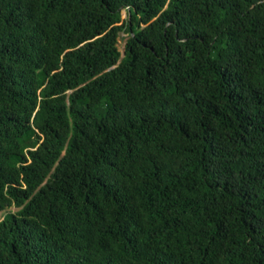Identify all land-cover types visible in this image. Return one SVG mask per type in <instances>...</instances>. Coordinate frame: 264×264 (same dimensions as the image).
<instances>
[{
  "label": "trees",
  "instance_id": "obj_1",
  "mask_svg": "<svg viewBox=\"0 0 264 264\" xmlns=\"http://www.w3.org/2000/svg\"><path fill=\"white\" fill-rule=\"evenodd\" d=\"M0 264H264V0H0Z\"/></svg>",
  "mask_w": 264,
  "mask_h": 264
},
{
  "label": "rangeland",
  "instance_id": "obj_2",
  "mask_svg": "<svg viewBox=\"0 0 264 264\" xmlns=\"http://www.w3.org/2000/svg\"><path fill=\"white\" fill-rule=\"evenodd\" d=\"M121 17L122 18H125V15H126V11H125V9H123V10H121ZM123 34L122 33H119V38H118V40H117V48H118V50L119 51H121L122 50V45H123V40H122V38H123ZM10 211H14L15 210V208L14 207H10V209H9Z\"/></svg>",
  "mask_w": 264,
  "mask_h": 264
}]
</instances>
